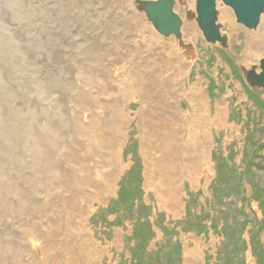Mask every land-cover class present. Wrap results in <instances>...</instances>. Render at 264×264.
<instances>
[{
    "label": "rangeland",
    "instance_id": "374dc122",
    "mask_svg": "<svg viewBox=\"0 0 264 264\" xmlns=\"http://www.w3.org/2000/svg\"><path fill=\"white\" fill-rule=\"evenodd\" d=\"M141 1L0 0V264H67L72 256L95 264L88 244L71 238L80 232L71 217L82 228L89 207V239L106 249L98 264L264 262V89L248 80L264 56V17L247 29L223 19L219 3L228 47L205 41L195 19L181 30L196 51L181 80L187 89L200 82L208 114L214 120L224 106L226 118L207 126L205 164L195 181L183 179L173 213L146 182L139 123L156 106L146 77L168 84L174 104L179 70L165 53L172 42L157 39L165 36ZM135 77L141 99L129 88ZM181 107L192 112L184 98ZM118 169L112 193L93 197L103 174Z\"/></svg>",
    "mask_w": 264,
    "mask_h": 264
},
{
    "label": "bare ground",
    "instance_id": "6f19581e",
    "mask_svg": "<svg viewBox=\"0 0 264 264\" xmlns=\"http://www.w3.org/2000/svg\"><path fill=\"white\" fill-rule=\"evenodd\" d=\"M185 2L183 0H180V1L175 0L174 7L177 5L178 7L180 6V8L183 9L185 15L183 14L184 18L182 17L183 23H182L181 30H183L184 33L185 32L187 33L190 27L188 23L192 22V20L194 19L196 20V14H195L196 2L194 0H190L189 2L188 0H186ZM186 6H189L188 10L186 9ZM221 14H222L223 19L225 20L227 19L231 20L234 17V11L229 6H226L225 10H223ZM263 17H264V13L262 14V18ZM149 23L152 24L151 22ZM182 37L184 36L178 37L176 35H169L168 37L167 36L157 37L158 40L159 38H161V40L164 41L163 43H166L167 40H169L172 42V44L170 46L171 48L168 51H165L164 49L162 50V52L160 51L161 53L155 51V53L156 54L159 53V55L164 54V51L165 53L171 54V56L176 55L175 61L172 63H174L178 67L179 72L172 78V81L175 86L174 90L177 93H180V97L178 96L176 98V101L173 102L174 104H172L171 103L172 101L170 100L172 98L174 99V97L171 96L170 91L172 90L168 88L169 87L167 86L168 84L167 85L162 84V82L158 78H154L152 76L149 78L146 77L148 81L150 82L148 91L153 92L155 94V96L153 97L154 100L152 101L153 103H155L156 106L151 105V109L149 110V113L147 115L146 114L141 115L140 117L141 120L139 123L140 136L142 139L141 141L142 153H143L144 162H145L146 182L148 186L153 188L160 205H163L167 210L172 211L173 213H177L181 208L182 200H181L180 189H181V184H182L183 179L191 178L193 181H195L200 175L201 169H203L201 167L205 164L204 155L206 153V150L208 149L207 148L208 147V133H207L208 127L207 126L209 124H213L216 126H222L224 125L225 118H226L225 117L226 107L224 106L223 107L219 106L217 108L216 115L214 116L215 117L214 120L208 114L209 113L208 99L206 96V92L204 88L202 87V85L200 84V82L196 86H193V87H190V89H187L183 81L181 80L186 75L185 72L192 65V62L194 61V58H195L194 56L196 55L195 54L196 51H194V54L192 53L193 52L192 48H194L195 50V43H194L195 41L193 42L194 43L193 44L190 40H188L187 41L188 44H186L185 39H183ZM180 42H183V43H180ZM168 43L170 44V42ZM158 48H159V44H158ZM158 48H156V50ZM263 58L264 56L261 57L260 59L259 58L257 59V63L259 62V65H260V61ZM170 63H171V60L169 61V64ZM163 65H165L164 62H163ZM252 66L253 65L251 64L250 67ZM258 67L259 66L257 65L255 69H258ZM151 69L152 71L156 70V67L155 68L151 67ZM160 76L162 75L160 74ZM169 76H170V72H169V67L167 66V71L165 70V72L163 73L162 79L167 80ZM137 78L138 77H135V79H132L130 81L131 83L129 84L130 85L129 88L134 90L136 94L140 96V99H141L142 97L139 94L140 90L139 91L137 90L140 87L139 88L136 87L137 85H140L139 80H141V77H139V79ZM169 78H171V76ZM159 89L162 90L161 92H159L160 94L157 93V90ZM164 89L166 92L164 91ZM109 90L111 91L110 88ZM109 94L110 93H108V95ZM182 98L190 102L192 106V112L190 110L186 111L182 109L181 107ZM147 103L149 107L150 103L149 102ZM140 114L142 113L140 112ZM201 139H202V142H200ZM119 170L120 169L115 170L114 173L103 174L102 176L103 182L104 184H107V185L104 186V184H96L94 186V190H92L91 192L92 193L91 195L95 198L97 197L100 198L101 196L103 197L102 194H104L105 192L106 193L108 192V194L112 193V190L114 189V179L117 177L116 175H118ZM111 179L113 183L111 182ZM61 198H62L61 202L63 203V205L68 207V209H72V211L75 214L76 213L79 214V212H82V209L78 207L79 205L78 206L74 205L73 203L74 199L67 198V197L63 199V196ZM91 211H92V207H89L86 210V212L84 211L82 212L83 214L81 213L82 215L80 217L83 219V222H84V225L82 228L76 226V223H75L76 217L72 218L70 216L73 221V224H72L73 226L72 225L71 226L76 228L78 232L80 231L77 234V236L80 235V233H83L85 239H82L83 237L78 239L79 236L73 237L71 234L70 235L72 239H76V241H79V242L83 241L84 243L88 244V248L85 247L86 252L89 256L95 258L96 259L95 264H98L99 263L98 259L100 258L101 255H104L106 253V249L99 245H95L91 242L92 233L87 228V226H85V223ZM50 222L53 224V226L55 224H57L58 227L61 226L59 224L60 221L58 220L50 221ZM93 248H95L94 249L95 253L98 256L92 255L94 251ZM67 264H80L79 258L72 256L70 257V259L67 260ZM186 264H193V260L191 258H188V260L186 261Z\"/></svg>",
    "mask_w": 264,
    "mask_h": 264
},
{
    "label": "water",
    "instance_id": "95a60500",
    "mask_svg": "<svg viewBox=\"0 0 264 264\" xmlns=\"http://www.w3.org/2000/svg\"><path fill=\"white\" fill-rule=\"evenodd\" d=\"M141 9L155 30L164 36L176 35L180 37L182 18L174 10L175 0H143ZM219 3L231 7L235 21L247 29L255 30L261 23L264 13V0H196V20L205 41L222 47H228V37L222 33L219 24ZM260 72L248 73L251 85L264 89V58L260 61Z\"/></svg>",
    "mask_w": 264,
    "mask_h": 264
},
{
    "label": "trees",
    "instance_id": "16d2710c",
    "mask_svg": "<svg viewBox=\"0 0 264 264\" xmlns=\"http://www.w3.org/2000/svg\"><path fill=\"white\" fill-rule=\"evenodd\" d=\"M263 222H264V220H263ZM264 250V249H263ZM261 258H262V260H264L263 258H264V251H262L261 252ZM260 258H259V261H262ZM259 264H264V262H260Z\"/></svg>",
    "mask_w": 264,
    "mask_h": 264
}]
</instances>
